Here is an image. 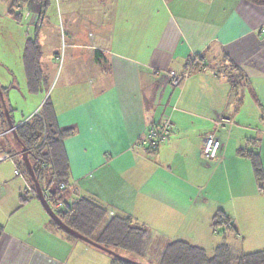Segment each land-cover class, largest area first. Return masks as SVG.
I'll return each mask as SVG.
<instances>
[{
	"label": "crops",
	"instance_id": "obj_1",
	"mask_svg": "<svg viewBox=\"0 0 264 264\" xmlns=\"http://www.w3.org/2000/svg\"><path fill=\"white\" fill-rule=\"evenodd\" d=\"M110 9L115 16L100 24V42L83 22L89 43H73L72 50L85 58L88 76L54 102L58 126L72 131L64 140L67 196L58 209L86 198L109 218L129 217L150 234L148 253L176 241L207 253L223 242L243 240L241 249L257 243L264 193L251 160L238 151L257 154L264 174V3L118 0ZM195 60L201 69L173 88L167 73H185ZM167 117L169 139L151 152L149 131ZM221 119L228 123L217 127ZM212 134L222 147L206 161L201 151ZM12 139L0 145V156L12 162L0 166V264H117L51 220L18 169L23 147ZM217 212L233 220L237 236L213 230ZM147 254L122 255L145 264Z\"/></svg>",
	"mask_w": 264,
	"mask_h": 264
},
{
	"label": "trees",
	"instance_id": "obj_2",
	"mask_svg": "<svg viewBox=\"0 0 264 264\" xmlns=\"http://www.w3.org/2000/svg\"><path fill=\"white\" fill-rule=\"evenodd\" d=\"M31 1L13 0L11 7L22 9ZM34 1L37 3L40 16H44L49 11L53 0ZM259 1L264 3V0ZM21 16L22 13H18L16 20L20 21ZM34 36L27 40L23 63L29 91L37 93L45 83V78L41 68L42 48L38 40L39 36L37 33ZM196 61L191 62V72L201 69V64H196ZM43 104L37 114L16 128L15 133L31 159L33 175L38 178L41 187L45 172L51 171L52 185L47 191L42 188L44 194H49L48 203L51 208L67 226L106 248L119 253L125 251L136 256L146 255L152 238L146 230L134 227L129 217L116 215L109 218L107 210L86 198H78L71 204L67 203L65 209L56 208L57 204L63 201L61 195L65 191L60 189V186L62 184L67 186L69 161H67L64 149V140L69 138L72 131L60 129L50 98ZM238 153L251 160L255 178L260 190L264 193V174L259 156L243 150H239ZM21 165L24 174L32 181L25 163L22 162ZM55 183L56 187L52 190ZM32 190L35 192L33 181ZM212 228L215 232L225 228L235 236L238 234L233 220L223 212H217L214 215ZM1 233L2 228L0 227ZM155 257L157 264H264V251L242 254L235 244L228 242L218 245L210 255L202 248L183 241H176L157 250ZM113 261L117 264H128L118 259Z\"/></svg>",
	"mask_w": 264,
	"mask_h": 264
},
{
	"label": "rangeland",
	"instance_id": "obj_3",
	"mask_svg": "<svg viewBox=\"0 0 264 264\" xmlns=\"http://www.w3.org/2000/svg\"><path fill=\"white\" fill-rule=\"evenodd\" d=\"M117 1L53 0L49 11L42 16L44 18L40 22L42 18L34 0L22 9H20L21 7L12 8L13 0H0V145H12L11 143H13L12 136H8L10 122L15 127L20 126V122L32 116L42 99L44 103L51 97L50 103L54 106L55 100L57 101L60 95L69 90L67 85L85 81L88 76L86 65H84L86 60L79 54L81 52L77 53V50H72V44L86 45L89 43L88 31L84 29L83 22H86L89 27L91 26L90 28L95 31L96 36H99L97 39L100 42L101 38L98 32L100 24L103 19L114 18L115 13L110 11V6L113 4L115 6ZM116 9V17L119 19V6ZM18 13H22L20 21L16 20ZM95 19L101 21L96 24ZM108 31H111V27L108 28ZM36 33L39 36V43L44 48L41 68L45 83L37 93H33L28 88L23 55L27 40L35 37ZM101 34L104 36L103 40H106L105 37L108 35L106 29ZM95 58L96 55L93 54V60ZM76 88L77 86L72 87V89ZM43 103L42 105H44ZM4 150L9 153L11 158H15L16 152L11 151L12 148L5 147ZM16 162L17 165L19 163L21 165L23 159L18 158ZM11 163L9 159L0 163V166ZM18 169L23 173L21 175H24L22 165H18ZM51 181V171H46L41 180L42 188L47 190L52 185ZM52 187L54 189L56 183ZM63 194L67 196L66 193L63 192ZM222 230L219 229L218 233ZM256 237H254L255 240L254 238L249 239L257 241L254 243L255 245L249 243L248 246L244 245L241 249L243 240H238L235 245L242 254L264 251V233H257ZM120 253L131 254L121 251ZM208 253L212 254L211 251ZM134 257L141 258L136 255ZM149 257V263L145 264H157L155 254L151 251L147 254V258Z\"/></svg>",
	"mask_w": 264,
	"mask_h": 264
},
{
	"label": "built area",
	"instance_id": "obj_4",
	"mask_svg": "<svg viewBox=\"0 0 264 264\" xmlns=\"http://www.w3.org/2000/svg\"><path fill=\"white\" fill-rule=\"evenodd\" d=\"M192 66V63L189 62L187 65V71L182 74H178L176 72H169L167 73L168 76V81L169 84L173 88L180 87L181 84L185 82V80L188 78L189 74L191 73L190 67ZM228 123V120L226 119H221L219 122L216 123L217 127H221L222 125ZM172 131V122L170 117H167L160 125L152 128L149 131L148 137L146 139L147 141V146L149 147V150L156 151L161 145L165 144ZM221 142L219 139L216 137L215 134L209 135L205 138L203 142V147H202V157L206 161H212L215 160L220 151H221ZM8 158L7 155H1L0 156V163L6 161ZM60 189L62 190H67L68 187L64 184L60 186ZM45 199L49 202L50 197L49 194H45ZM60 206H63L61 203L57 204L56 208L58 209Z\"/></svg>",
	"mask_w": 264,
	"mask_h": 264
},
{
	"label": "water",
	"instance_id": "obj_5",
	"mask_svg": "<svg viewBox=\"0 0 264 264\" xmlns=\"http://www.w3.org/2000/svg\"><path fill=\"white\" fill-rule=\"evenodd\" d=\"M9 117V116H8ZM10 119V118H9ZM18 126H14L11 122H10V133L12 135V137H14L17 142L21 145L22 148V153H23V161L25 162V165L27 167L28 172L31 174L32 177V181H33V187L35 189V192L37 193L36 196L38 198V200L40 201V203L42 204L44 210L46 211V213L50 216L51 220L65 233H67L68 235L82 241L83 243L98 249L104 253H106L107 255L113 257L114 259H118L122 262L128 263V264H143L141 262H138L136 260H133L129 257H126L124 255H122L121 253H119L118 251H114L111 250L109 248H106L102 245H100L99 243L95 242L94 240L80 234L79 232H77L76 230L70 228L69 226H67L57 215V213L51 208L50 204L48 203V201L45 199V195L43 193L42 187L40 185V182L38 180V178H36L33 175V170L31 167V163H30V157L26 152V149L24 148V146L21 144V142L17 139L16 137V133L15 130Z\"/></svg>",
	"mask_w": 264,
	"mask_h": 264
}]
</instances>
